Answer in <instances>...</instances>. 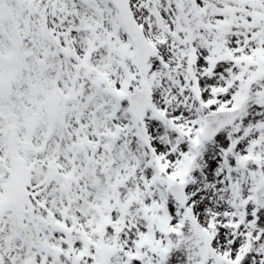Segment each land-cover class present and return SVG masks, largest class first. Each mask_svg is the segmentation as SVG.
<instances>
[{"label":"snow or ice","instance_id":"obj_1","mask_svg":"<svg viewBox=\"0 0 264 264\" xmlns=\"http://www.w3.org/2000/svg\"><path fill=\"white\" fill-rule=\"evenodd\" d=\"M0 264H264V0H0Z\"/></svg>","mask_w":264,"mask_h":264}]
</instances>
